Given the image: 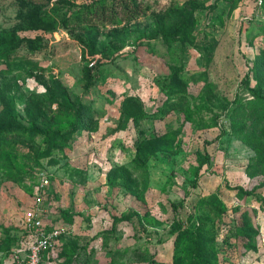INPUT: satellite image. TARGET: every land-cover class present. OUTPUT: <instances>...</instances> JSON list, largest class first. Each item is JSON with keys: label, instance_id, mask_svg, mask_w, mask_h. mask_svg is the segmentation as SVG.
<instances>
[{"label": "rangeland", "instance_id": "1", "mask_svg": "<svg viewBox=\"0 0 264 264\" xmlns=\"http://www.w3.org/2000/svg\"><path fill=\"white\" fill-rule=\"evenodd\" d=\"M136 2L126 23L43 31L18 29L24 8L0 0V55L12 31L39 46L0 56V128L11 131L0 143V240L14 238L0 264L24 253V212L36 208L63 230L40 264H62L71 243L69 264H181L189 226L212 238L215 264H264V149L235 137L228 115L251 98L247 72L264 90V1ZM127 98L143 110L136 123L121 115ZM77 102L84 125L47 149L43 133L66 134ZM127 213L137 218L112 224Z\"/></svg>", "mask_w": 264, "mask_h": 264}, {"label": "trees", "instance_id": "2", "mask_svg": "<svg viewBox=\"0 0 264 264\" xmlns=\"http://www.w3.org/2000/svg\"><path fill=\"white\" fill-rule=\"evenodd\" d=\"M264 1V0H263ZM13 2L19 7L24 8L23 13L19 16V26L18 29H41L43 31H50L58 26L69 27L71 22L73 25H78L86 23L89 26H104L113 25L116 26L123 22H129L139 15V6L136 0H92L88 3H80L77 8H75V2L71 0H58L55 1L48 10L45 6L49 4L50 0H13ZM65 5V9H61ZM116 4L119 8H116ZM59 5V6H58ZM188 14L190 15L192 11L198 7L197 4L191 2L188 4ZM182 28L181 24H177L170 30H161V34L170 36L177 33ZM11 39L5 43L3 42L4 50L1 57L7 59L12 55L13 51L20 46H24L28 51L38 50L39 46L36 45L35 40L37 38H30L25 36H18L16 32H11ZM3 41V35L0 36ZM255 73V72H253ZM245 88L249 92L251 98L245 103L235 101L237 105H234L230 111L229 116L233 118L231 122V133L244 142L249 147L253 148L254 152L261 153L264 149V90H262L258 85H249V74H245L243 79ZM49 102H56L59 104V108H62L63 99H58L55 93H50ZM134 98H127L123 104V109L121 110V115L125 118L131 117L136 123L138 119L142 116L143 110L133 103ZM66 102V100H65ZM73 116L71 128L66 132V134H58L56 132L45 134L43 132V141L48 147L54 145L58 141H62L65 138H69L72 133H74L79 127L84 125L86 118V111L84 106L77 102L75 106L69 107ZM38 130L37 128H31V131ZM23 131V130H22ZM19 130H15L12 133H18ZM10 132L5 131L0 128V143H5L7 141V136ZM56 138V142H54ZM45 155V154H43ZM207 158L203 160L206 162ZM202 163V162H201ZM251 168V164L248 166ZM195 174L198 173V168H196ZM236 189L240 195H250L253 194L254 190H245L240 186H236ZM62 215L65 216L67 221H71V213L64 210ZM134 213L121 214L120 216H112V224H117L121 221L133 220ZM138 220V225L140 230H144L141 226V222ZM50 226L45 227L49 229ZM180 225L174 223L171 229L172 233L179 231ZM187 234V235H186ZM186 244V256L185 259L181 261V264H215L214 253L209 250V244L212 243V238L206 237L200 233L198 228L190 227L187 228L185 232ZM14 244V238L5 234L3 239L0 240V249H10ZM77 245L71 243L70 246L63 247L59 256L64 257L62 264H69V261L74 255L77 254ZM148 264H156L154 259L150 257Z\"/></svg>", "mask_w": 264, "mask_h": 264}, {"label": "built area", "instance_id": "3", "mask_svg": "<svg viewBox=\"0 0 264 264\" xmlns=\"http://www.w3.org/2000/svg\"><path fill=\"white\" fill-rule=\"evenodd\" d=\"M253 2L256 6L262 4L263 0H247ZM42 208L28 209L24 212V217L29 224L30 242L24 245V253L18 255L11 264H40L42 253L55 245L57 238L63 232L60 226L51 225L49 229H45L43 219L41 218ZM20 249L17 250V252Z\"/></svg>", "mask_w": 264, "mask_h": 264}]
</instances>
